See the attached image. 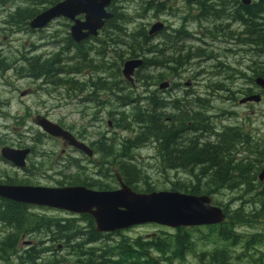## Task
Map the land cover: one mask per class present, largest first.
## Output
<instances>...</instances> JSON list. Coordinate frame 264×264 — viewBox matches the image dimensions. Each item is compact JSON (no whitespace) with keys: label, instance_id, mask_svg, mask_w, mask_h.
I'll list each match as a JSON object with an SVG mask.
<instances>
[{"label":"flooded vegetation","instance_id":"1","mask_svg":"<svg viewBox=\"0 0 264 264\" xmlns=\"http://www.w3.org/2000/svg\"><path fill=\"white\" fill-rule=\"evenodd\" d=\"M9 1H14L15 4L13 15L22 10L30 11V16L24 19L23 28L26 32H30V37L37 35L38 41L42 42L40 45L29 44L28 57L23 59L25 62V69H23L25 77L30 78L32 81L42 80L43 77L35 78L30 75L35 70L34 65L41 64L44 66V62L49 59L59 61L60 74L64 72V69L70 70L71 79L69 81L72 89L66 90L74 93L73 99L84 102L89 100L90 97L92 99L94 89L100 91L101 96L108 94V90L111 89L119 94L111 92L112 94L109 96L114 99L107 98L108 103L113 105L115 99L126 100L125 103L120 105L122 112L126 110L125 107L133 105L134 121L137 123V120H139L137 118V105H141H139L137 96L130 90V87L126 88V83L137 88V72L140 69L146 70L149 68L153 82L151 84V95H148L149 97L146 100L150 101V106H142L140 110L143 112L149 110L152 114L159 116L157 120L167 127L164 131L166 136L168 130H171L175 135V138H173L175 139L174 148L176 147L178 150L185 149L191 143L202 146L207 143L217 145L226 142L231 146L228 155L239 156L244 162L249 161L252 156H262L259 148L260 143L252 135L254 131L246 127L244 121L239 123L237 119L240 117L235 115L236 122L233 124L216 126L212 121V116L207 117L205 114L207 111L205 103L209 102L202 100L201 104L195 103L196 98L194 95L197 92L186 90L193 89L195 85L198 86L199 84L197 82L194 84L189 80L185 83V86L178 85L186 72L187 63L191 59L200 58V55L203 54L200 49L192 54L190 50L197 47V44L204 43L205 39H209L210 43L219 40L218 34L222 31L221 26L214 27L212 31H207L205 27L212 24L211 21H214L215 17L218 16L217 12H221L216 10L220 6V0H177L185 6L194 7L196 11V15H185L182 18L178 14L184 9L179 6L166 5L169 1L173 3L175 0H165L164 2L161 0H146L142 3L143 7L152 6L154 7L153 10L158 14L165 15V17L161 16L162 20L157 19L149 26V29L141 31H138L140 27L137 28V0H107L104 10L111 17L104 21L96 34H91L85 28L89 23H86L87 20L85 21V14H78L73 18L59 16L42 28H31L29 26V23L37 15L65 0H22L21 2L19 0H0V7L5 8L6 3ZM254 2L257 3L258 0H250L249 4L245 6L252 7V4H256ZM240 4H243L242 0ZM10 8L8 6L3 10ZM160 8L162 10L159 12ZM131 11H134L133 17L128 15ZM190 17L197 24L196 30L190 31L188 29ZM263 17L264 14L258 16V19L262 20ZM12 19L16 20L15 18ZM178 19L179 25L174 27V21ZM130 24H134L132 28L129 27ZM246 35L250 37L249 33ZM137 39L150 43L147 51L150 53L151 58L148 62L141 56L143 54L142 49L137 51ZM49 40L52 42H49ZM123 48H128V50L124 51ZM37 52H39L37 55H32ZM251 52L264 54V51L257 49L255 51L251 50ZM45 53L48 55H45ZM109 53L113 54L114 62L104 63V66L94 63L106 62L103 56ZM137 61L141 62L138 66ZM128 62H133L132 66L126 65ZM101 71L102 75L98 76V72ZM56 72L58 71L55 69ZM235 78L240 80L239 85H236L237 81H230L229 83H232L233 87L230 88L226 85L214 89H236L235 98L236 96H239V98L235 106H246L262 102L264 88L256 80H264V71L261 73L252 71L251 77H248L246 73H237ZM206 87L211 89L208 86ZM32 92L31 89H27L21 93V96ZM90 93L91 95H89ZM177 94L180 95V98ZM133 96L134 99L131 100ZM189 96H192V99H188ZM254 96H256V99H251ZM245 99L249 100L244 101ZM188 104L192 106L191 111L187 108ZM200 107L201 109H199ZM251 112L253 113V111ZM119 113H116L115 116H118ZM198 114L202 116L200 117ZM33 119L40 133H36L30 143L14 147L12 146L13 142H8L6 145L9 146L4 145L2 147L16 152L15 159L4 158L1 155L2 148L0 149V161L8 164L14 172V176L0 182V186L25 188L32 191L35 196L43 190H65L77 187L92 192H113L120 190L123 186L135 194L159 192L150 190L138 192L137 182H133V180L130 183L126 182L121 176V173L128 171L137 172V148H139L137 145L142 143L141 140L137 139V134L134 138L128 139L134 144L132 150L127 147L125 140L119 141L120 149L111 152L108 145L109 138L106 139V142H103L102 139L93 141L92 135L87 132V128H75L73 121L66 124L63 119L54 117L48 112L37 113ZM43 121L56 124L68 132L70 140L44 132L39 125ZM120 124L121 126L124 125L123 122L119 123L115 119L107 120L108 128L117 127ZM107 134L113 136L110 133ZM47 139L56 143L57 149H46ZM151 139L153 140V158L157 170L165 173H197L198 169L190 168V166H187V168L172 166L167 161L170 156L166 151H172L171 142L173 139L169 140L168 136L164 139L159 134L152 136ZM108 148H110V152L106 151ZM96 154L99 155L96 164L101 171L98 175L88 176L86 170V166L89 164L88 160L92 161ZM78 155L80 158H78ZM263 171L264 167L257 169L256 177L254 176L252 182L258 185L254 188L250 185L252 193L261 192L259 189L264 186V178L260 181L259 176ZM105 172L113 173L117 183L115 182L111 186L108 182L94 181V177L101 180ZM241 187L239 186V188ZM9 211L14 212L11 214ZM45 212L54 213L55 215H72L75 218L87 216L92 228L89 231L90 233L81 234L79 231L72 233V235L80 233L79 237L81 239L85 238L83 242L88 241V238L94 232L99 235L109 233L115 235L118 233L117 236H121L120 233H125L127 229L137 227V225H132L101 233L96 230L94 219L88 213L78 214L75 211L46 206L36 201L32 196L27 201L20 202L0 195V264H30L36 257L40 259L41 255L45 253L61 254L59 250L66 246L77 251L78 246L68 245L69 239L67 237H70V235L63 237V232L60 230L61 225H57V223H60L59 220L47 217ZM100 236L102 237V235ZM149 236L151 235L147 237ZM155 236L153 234L152 237ZM73 239H76V237ZM60 240H66L67 242L64 245L56 243ZM45 264L60 263L54 260L53 263Z\"/></svg>","mask_w":264,"mask_h":264},{"label":"rangeland","instance_id":"2","mask_svg":"<svg viewBox=\"0 0 264 264\" xmlns=\"http://www.w3.org/2000/svg\"><path fill=\"white\" fill-rule=\"evenodd\" d=\"M21 1L19 0V2ZM144 1L146 0H137V28L140 27L138 31L149 29V26L157 19L162 20L161 16L165 17V15L158 14L153 10L154 7L152 6L143 7L142 3ZM161 1L164 2L165 0ZM240 1L220 0V6L216 10L221 12H217L218 16L215 17L214 21H211L212 24L205 27L207 31H212L214 27L221 26L222 31L218 34L219 40L210 43L209 39H205L204 43L197 44V47L190 50L192 54L200 49L203 54L200 55V58L191 59L187 63L186 72L178 85L185 86V83L189 80L194 84L196 82L199 84L198 86L195 85L193 89L186 90L197 92L194 95L196 98L195 103L201 104L202 100L209 102L205 103L207 107L205 114L207 117L212 116V121L216 126L233 124L236 122L235 115L240 117L237 119L238 122L242 123L244 121L245 126L254 131L252 135L259 141V148L262 154V156L257 158L263 157L264 160V98L261 103L235 106L239 98V96L235 98L236 89H214L226 85L231 88L233 84L229 83L230 81H237L236 85H239L240 80L235 78L237 73H246L248 77H251L252 71L259 73L264 71V54L251 52V50L255 51L256 49L264 51V47L254 44L252 42L253 38L246 35L252 33L253 30L245 24H255L262 28L264 26V17L262 20L257 19L256 16L245 17L244 21L240 22L236 17ZM166 5L179 6L184 9L178 14L181 18L185 15H196L194 7L185 6V4L177 2V0L173 3L169 1ZM8 6L11 8L3 10ZM14 7V1L7 2L5 8L0 7V149L8 142H13L12 146L14 147L30 143L35 134L40 133L39 128L34 124L33 118L37 113L48 112L54 117L63 119L66 124L73 121L75 128L84 129L86 127L87 132L92 135L93 141L102 139L103 142H106V139L109 138L108 145L111 148V152L120 149L119 141L125 140L127 147L132 150L134 144L128 139L140 134L145 126L143 124L139 125L134 121L133 105L125 107L126 110L122 112L120 105L125 103L126 100L115 99V104L111 105L108 103L107 98L114 99L109 95L112 93L119 94L118 92L110 89L108 94L101 96L102 93L94 89L92 99L90 97L89 100L80 102L73 99L74 93L66 90L72 89V85L69 84L71 78L70 70L68 69H64L62 74L44 77L42 80L32 81L30 78L25 77L23 71L25 62L23 59L28 57L29 44L40 45L42 42L38 41L37 35L30 37V32L24 30L25 20L22 17H18L16 20L10 18L13 15ZM161 10L160 8L159 12ZM128 15L133 17L134 11H131ZM174 22V27H178L179 19ZM133 25L130 24L129 27L132 28ZM196 28L197 24L190 17L188 29L193 31ZM49 42L52 41L49 40ZM149 47V42L137 39V51L142 49L144 56L141 52L139 54L147 62L151 58L150 53L147 51ZM123 50L127 51L128 48H123ZM38 53L32 55L34 56ZM45 55L48 54L45 53ZM103 59L106 62H100L101 64L98 62L94 63L104 66V63L114 62L113 54L110 53L105 54ZM101 75L102 71L98 72V76ZM152 82L151 71L147 68L146 70L140 69L137 72V88L131 87L126 83V88L130 87V90L136 94L139 105H141H137V114L143 113L140 107L150 106V101L146 99L149 97L148 95H151ZM206 86L211 89H207ZM27 89H31L33 92L21 96V93ZM36 90L37 92H35ZM177 96L180 98V95L177 94ZM133 99L134 96L131 100ZM188 99H192V96H189ZM187 108L191 111L192 106L188 104ZM118 112H120L119 115L115 116ZM198 115L202 116L201 114ZM109 119L118 120L119 123L123 122L124 125L121 126L120 124L117 127L108 128L107 120ZM143 139L145 140L137 145L139 146L137 148V171L140 173L137 181L138 192H147L146 190L180 192L172 188L175 187L183 191V187L196 184L197 181L192 174L184 172L165 173L157 170L153 158V140L147 135ZM55 144L47 139L46 149H57ZM98 156L96 154L92 161L88 160L89 164L86 166L88 176L98 175L101 171L96 164ZM78 158H80L79 155ZM235 158L242 159L239 156H235ZM257 158L252 156L249 160H261ZM12 176H14V172L11 167L0 161V182L8 180V177ZM254 176L256 177V174H251L249 178L252 188L258 185L252 182ZM94 181L108 182L111 186L115 182L117 183L114 174L108 172L102 175L101 180L94 177ZM262 189H264V186L259 190L261 191ZM209 193L208 196L211 197L213 203L220 206L226 212V216L231 218L230 227L223 228L231 231L228 234L229 240L221 239L223 234L220 235L219 229L223 223L214 226L216 230L212 232L208 227L187 228L186 235L187 237H192L193 241L190 245L191 249L185 252L181 258H175L178 229L157 224H144L127 229V233H120L121 236H117L118 233L115 235L110 233L100 234L102 238L89 245L83 244L85 238L81 240L69 239V246L78 244L77 251L71 250L66 246L59 250L61 254L45 253L41 255L40 259L36 257L30 264L53 263L54 260L60 264H91V262L100 260L98 258L99 249H101V253L104 250L112 251L111 261L117 260V256L114 253L129 255L124 260H119V264H122L123 261L124 264H214L211 262L212 259H219V251L223 247H226V264H264V216L258 212L259 206L253 204V195L246 194L239 189L223 188H216L214 192L210 191ZM45 215L54 220H59L60 223H57V225H61L60 228L66 231H64L66 236H71L75 231H79L81 234L90 233L89 231L92 229L87 216L75 218L72 215H55L48 212H45ZM224 233L226 232L224 231ZM153 234L156 236L152 237ZM148 235L151 236L147 237ZM232 235H236V237L231 238L233 237ZM108 237L109 239H107ZM66 242V240H60L56 243L64 245ZM152 242L156 243V245L152 246L150 244ZM166 244L168 248L165 251L157 249L158 245L163 247ZM122 245L124 247L120 250L118 247ZM90 250L91 255L84 254ZM77 253H83L84 255Z\"/></svg>","mask_w":264,"mask_h":264},{"label":"water","instance_id":"3","mask_svg":"<svg viewBox=\"0 0 264 264\" xmlns=\"http://www.w3.org/2000/svg\"><path fill=\"white\" fill-rule=\"evenodd\" d=\"M249 2L250 0H242L244 5ZM106 3L107 0H65L37 15L29 26L42 28L59 16L73 18L75 15L85 14V21L89 22L85 28L91 34H96L104 21L111 17L104 10ZM132 64L133 62L126 63L131 66ZM139 64L141 62L137 61V66ZM256 82L264 88L263 79H257ZM251 99H256V96ZM247 100L249 99L244 101ZM39 125L49 135L70 140V134L56 124L43 121ZM16 154L8 148L1 150V155L9 160L15 159ZM263 178L264 171L259 176L260 181ZM38 193L35 196L25 188L0 186V195L9 199L24 202L32 196L36 201L50 207L78 213L88 212L99 232H111L145 223H155L172 229L212 226L223 223L226 217L222 208L214 205L211 197L206 195L167 191L135 194L124 186L113 192H92L77 187L43 190Z\"/></svg>","mask_w":264,"mask_h":264},{"label":"trees","instance_id":"4","mask_svg":"<svg viewBox=\"0 0 264 264\" xmlns=\"http://www.w3.org/2000/svg\"><path fill=\"white\" fill-rule=\"evenodd\" d=\"M239 11L236 14L237 20L244 21L245 17H255L258 19V16L264 14V0H258L256 4H252V7L245 6L243 4L238 3ZM29 10H22L18 11L15 15H13L10 18H18L22 17V19H26L30 16ZM32 16V15H31ZM251 22V21H250ZM244 23V22H243ZM249 28L253 30L252 33H249L250 37L253 38L252 42L256 45H260L264 47V26L262 28H259L255 24H248L245 23ZM57 64V65H56ZM60 62L55 61L52 59L46 60L43 65H34L35 70L31 72V76L35 78L39 77H53L54 74L59 75L60 68H59ZM40 67V68H39ZM58 71L55 73V69ZM58 73V74H57ZM55 75V76H56ZM70 84V81H69ZM160 114V113H159ZM159 116L154 115L151 113V111L146 110V112H143L141 114H137V120L138 124H144L145 128L144 130L138 134L137 139L141 140L142 142L146 139H143L145 135L152 138L156 134H159L162 138L166 139V137H169L170 139L175 138V135L172 133L171 130H168L167 136L166 132H164L167 127L163 126L161 122H159L158 119ZM163 128V129H162ZM175 139L171 142L172 145V151L168 150L166 153L170 158L167 160L170 165L174 166H180L183 168H187V166H190V168L198 169L197 173H188L194 175V178L196 179V184L198 185H190L188 187H183V191L173 187V190H178L180 192H184L186 194L190 195H209L210 191L214 192L216 188H223V189H239L240 191L245 192L246 194H252L253 195V204L258 205L259 209L258 212L263 214L264 216V189L261 190L260 193H252V190H250V183L249 178L251 174H255L257 169L260 167H263L264 160L262 158H257L261 160H249L247 162H244L241 159L235 158V155L229 156L228 152L230 149V145L226 142H222L221 144L217 145H211V144H205L202 146H198L197 144L191 143L188 148L180 149L178 150L176 147L174 148ZM110 148L106 149V151H109ZM110 152V151H109ZM139 172H126L121 173L122 178L126 182H137L139 178ZM196 174V175H195ZM233 184V185H232ZM200 185V186H199ZM203 186V187H201ZM239 186H242L239 188ZM214 187V188H213ZM14 211H9V213L13 214ZM226 214V212H225ZM231 218L229 216H226V220L221 225L219 232L221 236V239L229 240L230 237L228 236L229 232L228 229H223L226 227H230ZM211 232L213 230H216L214 226L208 227ZM63 232V236L65 235V230L60 229ZM187 229L179 228L177 230L178 236H177V245L175 246V258H181L185 252L190 251L192 237H187L186 235ZM224 231L226 233H224ZM94 232V231H91ZM81 234L77 233L70 237H67V239H73L76 237L77 240H81L79 237ZM235 238L236 235H232ZM102 238L97 233H92L90 237L88 238V241H84L83 244H91L93 242H96L98 239ZM109 239V237L107 238ZM152 246H155L156 243H150ZM80 245V244H79ZM78 244L76 245V247ZM124 245L119 246L118 248L122 250ZM161 245L157 246V249L159 251H165L167 247V244L161 247ZM225 248L223 247L221 251H219V259H212V263L214 264H226L227 257L225 254ZM78 250V249H77ZM90 252V253H89ZM89 252H85L86 255H91V250ZM100 254L98 255L99 261L91 262V264H119V260H124L125 257L127 258L129 255H123V254H116L117 260L111 261V252L110 250H104V252L101 253V249H99ZM82 254L83 253H77ZM133 255V254H131ZM132 257V256H131ZM124 264V261L122 262Z\"/></svg>","mask_w":264,"mask_h":264}]
</instances>
